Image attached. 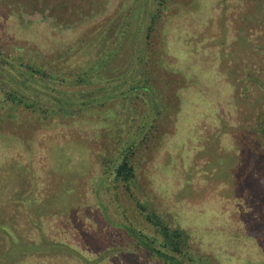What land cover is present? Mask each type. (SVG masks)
Instances as JSON below:
<instances>
[{
  "label": "rangeland",
  "instance_id": "obj_1",
  "mask_svg": "<svg viewBox=\"0 0 264 264\" xmlns=\"http://www.w3.org/2000/svg\"><path fill=\"white\" fill-rule=\"evenodd\" d=\"M155 10L0 0V264H166L137 201L194 264H264V0H168L147 46Z\"/></svg>",
  "mask_w": 264,
  "mask_h": 264
},
{
  "label": "trees",
  "instance_id": "obj_2",
  "mask_svg": "<svg viewBox=\"0 0 264 264\" xmlns=\"http://www.w3.org/2000/svg\"><path fill=\"white\" fill-rule=\"evenodd\" d=\"M168 0H156V10L149 16V23L145 25V44L148 46L151 34L161 25L164 19L165 6ZM1 59V58H0ZM35 73H40L38 70H33ZM137 86H131V90L136 89ZM157 95V94H156ZM13 97V96H12ZM14 100L18 99L13 97ZM19 101H23L19 98ZM134 166L130 164L127 154L123 156L122 160L115 163V179L122 181L125 184L135 179ZM152 203V202H150ZM138 207L142 210L146 220L155 227L157 236H148L145 234L137 235L147 247L149 255L162 260L166 264H194V259L189 256L187 259V250L190 246V233L180 226L169 225L170 221H165L161 215L156 211L151 210V204H144L137 201ZM142 232V231H141ZM140 232V233H141ZM141 237V238H140ZM148 237H150L148 239Z\"/></svg>",
  "mask_w": 264,
  "mask_h": 264
}]
</instances>
